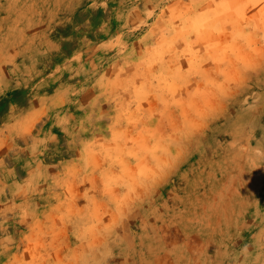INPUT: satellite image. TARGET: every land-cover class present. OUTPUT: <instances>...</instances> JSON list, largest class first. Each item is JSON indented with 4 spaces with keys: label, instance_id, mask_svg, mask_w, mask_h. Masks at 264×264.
I'll return each instance as SVG.
<instances>
[{
    "label": "rangeland",
    "instance_id": "374dc122",
    "mask_svg": "<svg viewBox=\"0 0 264 264\" xmlns=\"http://www.w3.org/2000/svg\"><path fill=\"white\" fill-rule=\"evenodd\" d=\"M0 264H264V0H0Z\"/></svg>",
    "mask_w": 264,
    "mask_h": 264
}]
</instances>
